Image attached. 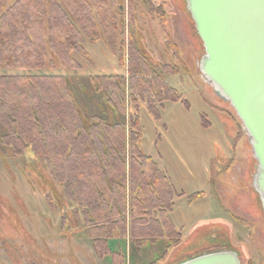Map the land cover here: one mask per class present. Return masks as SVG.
I'll list each match as a JSON object with an SVG mask.
<instances>
[{
	"label": "trees",
	"instance_id": "obj_1",
	"mask_svg": "<svg viewBox=\"0 0 264 264\" xmlns=\"http://www.w3.org/2000/svg\"><path fill=\"white\" fill-rule=\"evenodd\" d=\"M135 1L128 0L130 22ZM139 1L150 14L156 13L170 62L154 61L132 33L125 49L109 0H0V69L55 68L56 60L46 58L48 47L76 69L78 59L87 60L86 41L102 33L115 49L122 40L118 58L120 66H126L127 86L124 75L104 73L90 79L110 109L124 113L128 107L127 122L83 114L64 75L0 74L1 144L14 156L29 151L45 166L82 218L83 231L100 257L109 256L111 264H123L125 253L111 249L110 242L126 239L143 247L162 241L161 255L146 263L156 264L189 229L173 216L175 201L183 194L142 149L139 117L142 107L157 119L163 103L186 104L165 77L187 70L166 30L163 4ZM201 195L203 191L185 199L190 205Z\"/></svg>",
	"mask_w": 264,
	"mask_h": 264
},
{
	"label": "rangeland",
	"instance_id": "obj_2",
	"mask_svg": "<svg viewBox=\"0 0 264 264\" xmlns=\"http://www.w3.org/2000/svg\"><path fill=\"white\" fill-rule=\"evenodd\" d=\"M151 2L154 6L163 4L166 30L177 45L187 70L166 76L168 83L185 97L186 104L163 103L157 119H153L144 107L139 110L142 149L157 161L174 188L185 196L176 199L173 216L189 226L180 243L156 264H174L222 248L236 250L240 264H264V212L250 184L254 159L248 137L233 108L215 94L198 70L203 48L183 1ZM108 3L116 14L118 32L126 50L132 33L138 47L154 61L172 60L165 49L156 13L150 14L145 4L137 0L134 19L130 22L128 0L115 4L109 0ZM121 42L118 40L113 49L102 33L99 39L86 41L87 60L78 59L80 67L76 69L68 68L48 47L46 58L56 60L55 68H1L0 74L59 73L68 79L70 91L83 114L104 116V110L112 120L127 122L128 107L124 113L114 114L103 96L94 91L90 79L113 72L123 74L127 86L126 66L121 67L118 58ZM3 133L0 124V136ZM220 151L229 155L218 154L225 159L219 160L215 172L211 159ZM228 171L231 172L225 173ZM213 173L216 180L211 181L210 188L209 182L204 183ZM221 174L225 175V181L220 178ZM200 189L206 192L207 201L201 199V195L188 205L185 198ZM207 204L210 214H202L207 211L204 207ZM195 221L200 222L190 231ZM82 226V218L75 214L45 166L29 151L12 155L0 142V264H111L109 256L100 257ZM110 248L124 251L123 264H146L161 255L163 242L137 247L122 239L110 242Z\"/></svg>",
	"mask_w": 264,
	"mask_h": 264
},
{
	"label": "water",
	"instance_id": "obj_3",
	"mask_svg": "<svg viewBox=\"0 0 264 264\" xmlns=\"http://www.w3.org/2000/svg\"><path fill=\"white\" fill-rule=\"evenodd\" d=\"M201 41L202 78L227 101L248 137L251 186L264 212V0H185ZM174 264H240L233 249L202 252Z\"/></svg>",
	"mask_w": 264,
	"mask_h": 264
},
{
	"label": "crops",
	"instance_id": "obj_4",
	"mask_svg": "<svg viewBox=\"0 0 264 264\" xmlns=\"http://www.w3.org/2000/svg\"><path fill=\"white\" fill-rule=\"evenodd\" d=\"M157 62V61H156ZM158 62H160V61H158ZM55 74H59V73H55ZM106 74V73H105ZM110 74H112V75H123V74H118V73H113V72H111ZM169 78H170V76H169ZM165 79L167 80L168 79V77H165ZM168 82V81H167ZM170 83V82H169ZM101 95V94H100ZM165 103H167V102H165ZM163 106V105H162ZM100 107V106H99ZM106 107V106H105ZM100 109L101 110H103V108L102 107H100ZM103 112L105 113V115L104 116H102V115H100V116H102V117H104V118H106V119H109V120H112L109 116L110 115H108V113H106L104 110H103ZM114 114L116 113V111L115 112H113ZM215 114V113H214ZM99 115V114H98ZM112 121H114V122H118V121H123V120H112ZM224 140H225V138H224ZM222 150V149H221ZM228 152H229V150H228ZM225 153V152H222V151H220V152H217V154L216 153H214V155L212 156V159H211V164H212V166H214L213 167V171H217V169H218V165H219V160H224L225 158H223V157H221V156H219L218 154L220 153V155H223L224 157H226V155H227V157H228V155H229V153ZM231 152V151H230ZM226 154V155H225ZM230 155H232V152H231V154ZM231 159H233V157L231 156ZM235 163H233L231 166L233 167V165H234ZM211 167V166H210ZM229 172H231V171H228V172H225V173H229ZM214 174L215 173H213V177L210 175H208L207 176V179H206V182L204 183V184H207V182H209V187L210 188H212V180L214 179V180H216L215 179V177H214ZM225 175H223V174H221V177L220 178H222V179H224L223 181H225V177H224ZM217 182V181H216ZM201 186H203V185H201ZM202 189H200V191H201ZM203 196V198H201V199H206V201H207V199H208V197H207V195H206V192H204V195H202ZM183 197H185V196H183ZM203 201H205V200H203ZM206 209H207V211H205L204 213H202V214H210V209H208V204L207 205H205L204 206ZM175 213V212H174ZM200 221H195L194 222V224L192 225V227L190 228V231L195 227V226H197V224L199 223Z\"/></svg>",
	"mask_w": 264,
	"mask_h": 264
}]
</instances>
